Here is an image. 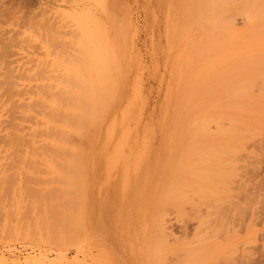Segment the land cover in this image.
I'll return each instance as SVG.
<instances>
[{
	"label": "rangeland",
	"instance_id": "374dc122",
	"mask_svg": "<svg viewBox=\"0 0 264 264\" xmlns=\"http://www.w3.org/2000/svg\"><path fill=\"white\" fill-rule=\"evenodd\" d=\"M181 2L0 0V264H264V129L229 141V152L211 123L204 151L229 163L213 174L211 161V179L187 200H153L172 156L176 93L194 64L219 100L245 75L252 97L240 101L264 104L262 60L234 69L264 57V14L246 22L236 11L205 31L178 22ZM83 42L110 89L84 201L60 192L65 166L26 160Z\"/></svg>",
	"mask_w": 264,
	"mask_h": 264
},
{
	"label": "bare ground",
	"instance_id": "6f19581e",
	"mask_svg": "<svg viewBox=\"0 0 264 264\" xmlns=\"http://www.w3.org/2000/svg\"><path fill=\"white\" fill-rule=\"evenodd\" d=\"M180 9L182 13L178 22L198 24L200 28L207 31L216 23L229 22L236 11L246 15L244 16L246 22L261 17L264 14V0H182L178 7L179 11ZM229 26L226 27L230 29ZM229 32L234 34L231 29ZM82 46H80V55L69 59L70 66H66L69 68L68 76L66 75L68 78L67 80L63 78L65 81L62 80V82L68 81V84L61 85L57 89L58 93H52L46 99L51 112L43 119L45 132L38 141H28L29 155L26 156V160L32 166V163L51 165V167L65 166L68 172L64 171L61 176L63 181H60V192L72 197L77 196L84 201L91 197L93 191L90 171H86V168L96 165L94 152L98 151L100 141L98 139L100 136L96 138V134L106 121L101 108L110 89L106 84L108 78L106 68L101 66L99 70H93L90 63L95 55L91 56L87 53L88 46L85 42ZM260 60H262L264 74V57L255 62L246 60L236 64L234 69ZM202 64L199 61L192 66V72L188 75L183 88L176 93L172 119V136L175 141L173 147L171 146L172 156L167 158L165 164L167 173L162 179L159 177L157 181L162 183V188L165 186L169 188L159 189L158 193L162 192V194L156 193L155 197L160 195V199L153 195L157 205L170 201L178 204L187 200L190 192L198 194V180L202 185L200 179H206L207 182L211 179L207 177L211 175L208 171L210 162L213 161V174L221 166L229 163L217 155L216 150L204 151L205 143H212L210 138L215 139V136L211 137L213 133L211 123L215 124L214 135L216 133L219 136L216 143H224L227 144L226 146L229 145V141H237L244 136L251 138L264 129V104L258 101H240V98L246 95L252 97L242 83L245 75H237L236 78L240 79L239 81H229L225 85L230 92L222 101L216 94L211 93V89L217 88L216 84L207 86L198 80V66ZM66 67L63 70L67 71ZM211 68V73L217 69L213 66ZM223 109H227V112H223ZM223 117H227V124L223 123ZM223 136L226 137L225 140L222 139ZM225 151L233 152L229 146L225 148ZM198 170L201 171L200 175ZM152 185L155 186L154 182ZM53 192L55 195L58 194L57 191ZM200 193H205V190L201 189ZM154 204L156 206L155 202ZM154 204L153 207H155ZM141 223H143L142 220ZM144 230L148 229L144 228ZM43 262L45 261L41 258L35 261L37 264Z\"/></svg>",
	"mask_w": 264,
	"mask_h": 264
}]
</instances>
